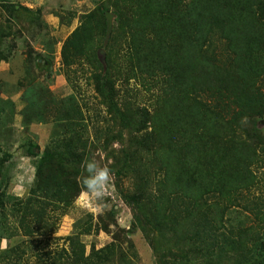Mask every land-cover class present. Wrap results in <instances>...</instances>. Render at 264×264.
<instances>
[{"label":"trees","instance_id":"1","mask_svg":"<svg viewBox=\"0 0 264 264\" xmlns=\"http://www.w3.org/2000/svg\"><path fill=\"white\" fill-rule=\"evenodd\" d=\"M110 5L126 47L120 61L130 67L113 64L108 52L104 63L100 60L109 11L103 5L79 16L61 44L60 61L65 69L88 75L100 103L130 133L124 167L142 188L123 196L133 212L126 234L141 231L155 264H264V197L245 199L258 183L264 147L255 133L238 126L245 110L264 113V0H110ZM18 6L39 20L40 11ZM214 35L224 43L226 66L205 51ZM6 59L0 49V63ZM114 76L153 90L152 110L112 103ZM73 106L61 122L83 123L82 111ZM83 132L40 155L36 144L29 146V156L38 159L37 180L14 210L22 240L0 252V264L125 262L133 248L127 235L98 249L92 245L88 253L80 235L64 237L61 247L56 239L49 249L57 222L80 192V170L73 167L81 161L78 151L86 148ZM9 156L0 159V177ZM7 199L0 191V234L10 231ZM236 210L254 221L235 225L228 214ZM162 241L179 245L185 259L156 251L154 244Z\"/></svg>","mask_w":264,"mask_h":264},{"label":"rangeland","instance_id":"2","mask_svg":"<svg viewBox=\"0 0 264 264\" xmlns=\"http://www.w3.org/2000/svg\"><path fill=\"white\" fill-rule=\"evenodd\" d=\"M6 2L0 4L2 28L0 49L7 55L6 62L0 63V97L4 100L0 101V159L2 160L6 154L10 156L4 159L6 162L1 171L0 191L5 190L8 195L5 210L10 231L7 234H0V237L4 235L0 238V252L22 240L17 230L18 214L14 210L18 209L19 201L25 199L37 180L35 164L38 159L29 156V146L36 144L40 155L46 148L57 149L63 145L68 135L83 130L86 148L78 151L81 161L73 169L79 168L81 176L83 163L94 158L102 166L111 169V187L105 198L104 210L99 213L83 211L75 203L76 196L66 214L57 222L49 249L55 248L56 239H61L57 241L61 247L64 237L80 235L79 239L85 244L88 253L92 245L98 249L109 245L113 238L127 235L126 231L131 228L133 221V212L123 196L128 192L141 190L142 185L141 182L134 181L124 167L122 151L129 146L130 133L120 126L115 116L108 113L107 106L100 103L101 97L95 91L94 82L89 80L87 74L83 75L78 69H65L62 66L57 44L63 38L65 40L69 35L67 33L78 25L81 14L95 11L99 5L108 7L113 15L111 35H116V41L111 40L110 35L104 49L105 54L109 53L113 64L128 69L131 64L120 61L121 56L126 54L124 38L117 29L116 15L110 8V0H6ZM18 5L30 12L40 11L39 20L32 21V17L26 14L25 10L18 8ZM43 11L57 18L58 31L49 29L48 25L41 21ZM99 19L101 20L100 17ZM3 35L4 38L1 39ZM205 48L207 54L221 60V66H226L223 65L227 62L224 43L217 35H214ZM113 79L115 81L112 103H116L121 109L126 104L132 109L143 106L149 111L152 110L156 100L153 90L147 91L138 82L130 81L125 84L122 78L114 76ZM260 85L264 91V78ZM71 98L74 100L73 104L67 100ZM74 102L83 113V123L75 125L61 122V115L66 116L70 113L66 110L76 108L73 106ZM244 113L246 114L238 126L244 132L255 133L264 147L263 110L257 112L245 110ZM248 114L250 117H247ZM73 131L76 132L72 133ZM262 157L263 162L258 163L256 170L258 183L245 194L247 201L255 200L256 197L260 201L264 197V154ZM143 163L145 158L141 159L140 164ZM149 176L155 178L154 175ZM80 203L86 205V201L82 200ZM228 217L235 225L247 226L254 221V218L238 210L228 214ZM3 226L4 224L0 225V233H3ZM127 237L133 248L127 251V258L123 264H155L156 257L140 230L136 229V232ZM154 246L156 251L163 248L165 254L180 257L179 260L185 259L187 255V252L181 251L179 245L175 243L162 241L161 246L157 243Z\"/></svg>","mask_w":264,"mask_h":264},{"label":"clouds","instance_id":"3","mask_svg":"<svg viewBox=\"0 0 264 264\" xmlns=\"http://www.w3.org/2000/svg\"><path fill=\"white\" fill-rule=\"evenodd\" d=\"M82 168L83 173L79 177L80 192L75 203L85 212H102L105 207V198L111 187V169L102 166L94 158L87 159ZM82 200L86 201V205L80 203Z\"/></svg>","mask_w":264,"mask_h":264},{"label":"water","instance_id":"4","mask_svg":"<svg viewBox=\"0 0 264 264\" xmlns=\"http://www.w3.org/2000/svg\"><path fill=\"white\" fill-rule=\"evenodd\" d=\"M105 19H106V32H105V39H104V43H103V47L102 49H100L98 51V54H99V57H100V60L102 63H104V58H105V47L108 43V39L111 35V32H112V29H113V24H112V19H113V15L109 12V11H106L105 12Z\"/></svg>","mask_w":264,"mask_h":264},{"label":"crops","instance_id":"5","mask_svg":"<svg viewBox=\"0 0 264 264\" xmlns=\"http://www.w3.org/2000/svg\"><path fill=\"white\" fill-rule=\"evenodd\" d=\"M41 21L42 22H44V23H46L47 25H48V27H49V29H54L55 31H58L59 29H57L58 27V20H57V18L54 16V15H51L49 12H45V11H43V13H42V15H41ZM75 28V27H74ZM74 28H72L71 30H70V32L74 29ZM70 32L69 33H67V34H70ZM59 33V32H58ZM59 35V34H58ZM64 40V38L62 39V41ZM61 41V42H62ZM61 42H58V48L60 49L61 48ZM2 63V62H1Z\"/></svg>","mask_w":264,"mask_h":264}]
</instances>
